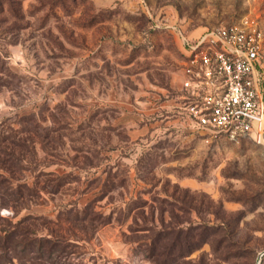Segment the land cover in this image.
Instances as JSON below:
<instances>
[{
    "label": "rangeland",
    "instance_id": "374dc122",
    "mask_svg": "<svg viewBox=\"0 0 264 264\" xmlns=\"http://www.w3.org/2000/svg\"><path fill=\"white\" fill-rule=\"evenodd\" d=\"M245 19L264 53V0H0V122L24 144L12 179L36 184L0 202V228L59 231L55 264H154L155 228L163 264H264V134H211L179 108L178 30Z\"/></svg>",
    "mask_w": 264,
    "mask_h": 264
},
{
    "label": "built area",
    "instance_id": "2783aa9c",
    "mask_svg": "<svg viewBox=\"0 0 264 264\" xmlns=\"http://www.w3.org/2000/svg\"><path fill=\"white\" fill-rule=\"evenodd\" d=\"M187 45L181 72L182 112L197 129L229 139L264 134L262 39L250 21L219 25Z\"/></svg>",
    "mask_w": 264,
    "mask_h": 264
},
{
    "label": "trees",
    "instance_id": "16d2710c",
    "mask_svg": "<svg viewBox=\"0 0 264 264\" xmlns=\"http://www.w3.org/2000/svg\"><path fill=\"white\" fill-rule=\"evenodd\" d=\"M23 118L25 120H33L31 115ZM6 128L8 127H5V123L0 122V170L2 169L8 172L11 178L0 173V202L1 206H7L10 203L15 207V205L24 203L27 199L32 200L35 196L36 184L34 181L30 184L26 176L22 181H14L12 179V177H15V174H20V172L25 169L21 164L23 155L21 156L20 151L24 144L14 141L13 135L6 136L4 134ZM9 129L12 130V128ZM33 130H36L35 126ZM58 184L60 183H55V186ZM55 188L53 190H56ZM40 189L46 192L51 190L43 186H41ZM83 210H87V205L83 207ZM30 218L32 217L25 219ZM25 219L15 224L9 222V227L0 228V264H10L13 258L20 260L22 264H55L56 260L50 261L52 254L69 247V238L64 237L59 231H51L52 233L49 234H38L37 231H30L26 226H24V229L19 228L20 225L24 223ZM0 220L3 219L0 217ZM151 222H154V220H151ZM57 225L58 222L56 221L55 226ZM82 226L85 228V225ZM60 227L61 226L58 228ZM47 230L49 229L47 228ZM26 232L29 234L26 235ZM151 232L152 234L149 236L148 241L145 242V244L148 245L145 251L146 257L152 260L154 264H163L162 259H159L162 254L160 252H164L161 250L162 247L160 245L161 229L156 230L155 228L154 231L151 229ZM195 248L196 247L191 248L188 253ZM26 250L27 252H31L30 255H27L28 258L26 257L27 263L22 261ZM175 252V249H172L171 253L174 254Z\"/></svg>",
    "mask_w": 264,
    "mask_h": 264
},
{
    "label": "crops",
    "instance_id": "0c3cea01",
    "mask_svg": "<svg viewBox=\"0 0 264 264\" xmlns=\"http://www.w3.org/2000/svg\"><path fill=\"white\" fill-rule=\"evenodd\" d=\"M181 80H182V74H181ZM181 80H180V83H181ZM183 115H184V117L186 116L189 119V117L187 116V114H185L184 112H183Z\"/></svg>",
    "mask_w": 264,
    "mask_h": 264
}]
</instances>
